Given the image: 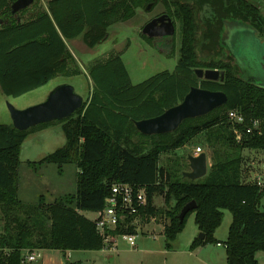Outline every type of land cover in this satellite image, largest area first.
I'll use <instances>...</instances> for the list:
<instances>
[{
  "label": "trees",
  "instance_id": "16d2710c",
  "mask_svg": "<svg viewBox=\"0 0 264 264\" xmlns=\"http://www.w3.org/2000/svg\"><path fill=\"white\" fill-rule=\"evenodd\" d=\"M13 1L0 0L2 94L18 97L61 73H84L90 83L85 107L67 118L26 130L0 123V264H32L23 262L26 251L102 249L94 222L83 212L101 209L114 182L146 187V214L163 218L166 249L194 212L204 237H195L190 250L220 243L225 247V264H258L256 253L264 251V211L260 209L264 189L243 182L242 165L244 149L264 151V86L245 79L237 64L231 58L222 59L220 51L227 20L246 23L264 36V0H47V10L28 14L27 7L13 13ZM149 3L150 8L161 3L164 13L178 23L179 58L173 70L132 83L118 53L96 59L85 72L77 66L65 40L81 36L94 49L108 38L111 24L126 21ZM198 47L213 57L200 59ZM196 68L218 69L223 78H198ZM191 87L221 90L227 102L203 116L184 119L171 132L146 135L136 129L135 120L161 114L180 102ZM229 110L243 114L246 124L258 119V128L237 141L227 121ZM58 122L64 143L26 165L37 173L43 165L54 164L61 176L66 164H74L75 191L50 202L43 194L35 201H23L18 170L21 144L35 129ZM201 133L211 158L205 176L183 177L178 160L172 166L159 165L162 153L188 144ZM135 135L150 139L151 145L135 142ZM156 195L163 197L164 207L155 204ZM191 200L196 207L179 219L181 208ZM224 209L231 212L232 220L221 243L214 233Z\"/></svg>",
  "mask_w": 264,
  "mask_h": 264
},
{
  "label": "rangeland",
  "instance_id": "374dc122",
  "mask_svg": "<svg viewBox=\"0 0 264 264\" xmlns=\"http://www.w3.org/2000/svg\"><path fill=\"white\" fill-rule=\"evenodd\" d=\"M38 4L39 0H35V3L29 6V9L38 8ZM262 10L264 13V7ZM164 11V7L161 3H158L150 9H145L143 6L138 7L133 17L126 21H119L111 24L108 28V38L99 43L94 49H89L88 47L84 48L81 44V40H78V50L74 49L73 52L77 66L85 72L86 66L96 59H102L108 55L118 53L128 70L132 83L141 82L162 70H173L179 58L178 23H175V33L170 37H154L148 39L141 33L143 26L150 19L159 15L161 12L164 13ZM244 28L251 29L244 26V23L241 24L236 20H227L225 22L221 33L223 49L220 51V57H222V59L231 58V60L235 62L232 53L223 39L230 42L231 39L237 38L236 33H240ZM257 36L260 39L264 38V36H259L258 34ZM242 39L246 41L253 38L244 36ZM252 44V48L257 45L255 42H252ZM241 52H243V50H241ZM197 54L200 59H209L213 57L201 50L200 47L197 48ZM245 73H247L246 78L248 79L249 76L255 77L256 75L250 67L246 68ZM63 82H68L73 85L75 91L84 98L87 96L90 82L88 83L84 73L71 76H68L66 73H61L43 86L18 97H7L4 94H0V123H11L8 104L17 108H25L39 103L45 99L48 92L55 85ZM259 84L264 85V77H261V82H259ZM133 140L139 143L144 141L146 147L151 145L150 139L141 138L138 135H135ZM64 141L65 136L61 129V123L59 122L45 129H35L23 141L19 154L20 163L18 167L20 184L22 186H29L31 183L29 177H31L33 190L30 193H26L22 190L19 195L21 199L34 200L37 197V193L42 192L45 198L49 200L59 194L75 191L77 168L74 164L71 163L65 166V180L60 179L61 177L57 174L54 164L43 165L37 173L33 172L26 165L28 160L36 161L53 152L56 148L60 147ZM197 147H200L202 152H206L210 156V149L205 144V136L201 133L194 137L188 144L178 149L162 153L159 159V165L172 166L178 160L180 162L181 171H187L189 170V164L186 157L188 154H194ZM243 157V177L244 175H253L254 172L264 170L263 150L244 149ZM209 167L210 163H208V169ZM36 190H39V192ZM154 201L158 207L165 206L162 196L156 195ZM261 202L264 204V197L261 199ZM84 212L85 216L89 218L94 217V212ZM162 219L155 218V221L150 223L146 229H144V227L143 234L139 233L136 235L135 245H131L128 240L123 237H118L110 249L107 248L95 251L68 250L65 253L59 250L41 249V256L32 264H225V247L222 244L207 243L193 250L189 249L192 239L199 234V230L194 221V212H191L187 216L183 230L171 241L170 249L165 248L164 236L160 233L162 232ZM231 220V212L228 209H224L222 220L214 233V237L220 242L225 240ZM1 224L0 219V225ZM153 234L155 236H153ZM256 257L258 264H264V251H257Z\"/></svg>",
  "mask_w": 264,
  "mask_h": 264
},
{
  "label": "water",
  "instance_id": "95a60500",
  "mask_svg": "<svg viewBox=\"0 0 264 264\" xmlns=\"http://www.w3.org/2000/svg\"><path fill=\"white\" fill-rule=\"evenodd\" d=\"M33 1L14 0L11 4V11L16 13L30 6ZM150 7L151 3L145 9H150ZM239 23L243 24V22ZM244 26L251 29L244 28L240 33H236L237 38L231 39L230 42L224 39L223 41L232 53L241 75L248 81L259 84L261 77H264V38L260 39L250 25L244 23ZM141 33L149 38L170 37L175 33V23L167 13H162L148 21L143 26ZM244 36H250L253 39L245 41V39H242ZM252 42L257 44L256 47L252 48ZM249 67L256 75L255 77L249 76L248 79L246 78L247 73L245 71ZM195 73L198 78L207 80L217 81L223 78V72L218 69L196 68ZM226 102L227 95L221 90L191 87L180 102L167 108L159 115L135 120L134 125L140 133L146 135L171 132L184 119L203 116L213 109L224 105ZM84 107V97L75 91L73 85L68 82H63L55 85L41 102L25 108H17L8 104V111L12 125L18 130H26L38 124L67 118ZM186 158L188 160L189 170L182 172L183 177L190 180H197L207 174L208 162L205 152L197 155L188 154ZM195 207L196 202L194 200L187 202L179 212V219H184L186 214ZM197 237L202 239L204 233L200 231Z\"/></svg>",
  "mask_w": 264,
  "mask_h": 264
},
{
  "label": "built area",
  "instance_id": "2783aa9c",
  "mask_svg": "<svg viewBox=\"0 0 264 264\" xmlns=\"http://www.w3.org/2000/svg\"><path fill=\"white\" fill-rule=\"evenodd\" d=\"M227 121L237 141H240L244 134L252 133L259 124L258 119L251 120V124H246L245 117L237 110L227 112ZM201 152L202 149L197 147L194 155ZM245 176L243 182L255 184L259 191L264 189V170ZM147 205L145 186L127 182L112 183L109 193L104 199L103 207L94 211V217L90 218L94 222L98 235L102 238V249H110L118 237H123L131 245H135L136 235L143 234L144 229L156 218L155 216H147ZM260 209L264 211L262 202H260ZM161 230H163V225ZM153 236L155 235L153 234ZM40 256V250L26 251L23 262L33 263Z\"/></svg>",
  "mask_w": 264,
  "mask_h": 264
},
{
  "label": "crops",
  "instance_id": "0c3cea01",
  "mask_svg": "<svg viewBox=\"0 0 264 264\" xmlns=\"http://www.w3.org/2000/svg\"><path fill=\"white\" fill-rule=\"evenodd\" d=\"M33 3H35V0L33 1ZM32 3V4H33ZM32 4L30 5V6H32ZM30 7L28 6L27 7V11H26V14H28V13H30V12H33V11H36V10H38V9H41V10H47V0H39V4H38V8H35V9H29ZM26 14H24V15H26ZM23 15V16H24ZM81 40V44L84 46V48H86L87 46L83 43V41H82V38L81 37H76V38H74V39H70V40H65V43H66V45H67V47H68V49H69V51L72 53V55L74 56V49L75 50H78V44H79V41ZM69 42V43H68ZM75 57V56H74ZM0 94H2V92H1V89H0ZM51 126H53V125H51ZM51 126H49V127H51ZM45 128H48V127H45ZM45 128H42V129H45ZM33 132V131H32ZM32 132H30L29 134H31ZM28 134V135H29ZM27 138V137H26ZM206 153V152H205ZM206 157H207V162L208 163H210V165H211V158H210V156H209V154L208 153H206ZM67 165V164H66ZM65 165V166H66ZM65 166H64V171H63V174L65 173ZM76 172H77V169H76ZM61 175L60 177V179H62V180H65L66 179V176H65V174L64 175ZM29 179H30V185L28 186V185H21L20 184V178H19V195H20V192L23 190L24 192H26V193H30L32 190H33V185H32V178L31 177H29ZM61 180V181H62ZM26 184V183H25ZM32 188V189H31ZM76 188V187H75ZM37 192H39V190H36ZM35 191V192H36ZM41 191V190H40ZM71 193H74V192H71ZM40 194H43L42 192H40V193H37V197L34 199V200H23V201H28V202H32V201H35L37 198H38V196L40 195ZM63 194V193H62ZM62 194H59V195H62ZM44 195V194H43ZM55 198V197H54ZM53 198V199H54ZM53 199H49V200H47L46 199V201L47 202H50V201H52ZM84 214H85V212H84ZM89 218V217H88ZM160 233H162V232H160ZM146 235V234H145ZM226 237H227V235H226ZM194 239V238H193ZM192 239V240H193ZM226 239V238H225ZM219 241V240H218ZM224 241V240H223ZM223 241L221 242V243H223ZM192 242V241H191ZM225 250V249H224ZM67 252V251H66ZM225 256H226V254H225Z\"/></svg>",
  "mask_w": 264,
  "mask_h": 264
},
{
  "label": "flooded vegetation",
  "instance_id": "af4514ba",
  "mask_svg": "<svg viewBox=\"0 0 264 264\" xmlns=\"http://www.w3.org/2000/svg\"><path fill=\"white\" fill-rule=\"evenodd\" d=\"M162 13H163V12H161L160 14H162ZM160 14H159V15H160ZM159 15H156V16H154L153 18H155V17H157V16H159ZM153 18H152V19H153ZM150 20H151V19H150ZM150 20H149V21H150ZM160 38H165V37H160Z\"/></svg>",
  "mask_w": 264,
  "mask_h": 264
}]
</instances>
